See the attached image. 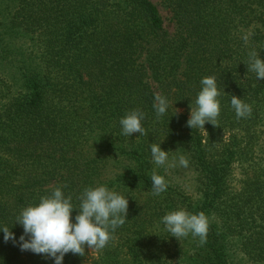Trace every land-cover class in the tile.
Here are the masks:
<instances>
[{
    "label": "trees",
    "instance_id": "obj_1",
    "mask_svg": "<svg viewBox=\"0 0 264 264\" xmlns=\"http://www.w3.org/2000/svg\"><path fill=\"white\" fill-rule=\"evenodd\" d=\"M160 1L171 34L150 0H2L0 225L55 186L78 205L84 187L105 184L128 198L127 220L103 249L69 252L63 264H238L237 251L264 264V80L247 70L250 50L264 60V0ZM210 75L218 126L191 129ZM155 94L174 104L162 117ZM230 95L251 115L238 119ZM137 108L145 134L122 135L120 118ZM160 142L168 164L157 167L150 146ZM180 155L187 167L172 163ZM154 169L168 185L158 196ZM177 208L206 215L205 243L169 236L160 219ZM0 264L52 261L0 233Z\"/></svg>",
    "mask_w": 264,
    "mask_h": 264
},
{
    "label": "clouds",
    "instance_id": "obj_2",
    "mask_svg": "<svg viewBox=\"0 0 264 264\" xmlns=\"http://www.w3.org/2000/svg\"><path fill=\"white\" fill-rule=\"evenodd\" d=\"M247 70L255 73L256 80H264V60L258 51L248 52ZM200 89L192 101L187 126L203 128L205 123H214L220 114L217 78L214 75L200 79ZM230 105L238 119L251 115V105L241 97L230 95ZM169 99L162 94L154 95L153 110L157 117L164 116L169 107H173ZM177 111V110H176ZM144 113L140 109H132L119 120L121 134L131 137L133 133L145 134L142 126ZM205 130V129H204ZM162 142V141H161ZM160 143L150 146L152 163L157 167L168 164V152ZM174 152V151H173ZM173 164L187 167L188 160L180 155ZM172 166V165H169ZM151 190L153 195H160L167 190L165 177L155 169L151 174ZM64 186H55L51 191L22 207L15 216L14 224L22 227V234L17 238L11 231L13 227L0 225L5 242L11 240L21 251H30L50 259L52 264H63L66 254L84 255L85 249H103L116 228L127 220L128 198L110 189L105 184L86 186L76 196L78 205H74L71 195H65ZM73 210L77 214L73 217ZM164 229L177 241L179 238L198 237L200 243L206 242L208 219L203 212H190L185 208H177L166 212L160 219Z\"/></svg>",
    "mask_w": 264,
    "mask_h": 264
},
{
    "label": "rangeland",
    "instance_id": "obj_3",
    "mask_svg": "<svg viewBox=\"0 0 264 264\" xmlns=\"http://www.w3.org/2000/svg\"><path fill=\"white\" fill-rule=\"evenodd\" d=\"M153 4L156 5V7L159 10V13L162 17L163 23H164V27L166 29V31L168 33H173V29H174V25L173 22L171 20V14L169 12V10L161 3L160 0H150ZM2 2V0H0V3ZM264 130V127H263ZM263 145H264V141H262ZM263 155V154H262ZM234 176H235V180H233V182L231 183L232 187H234L235 189H237L239 187V184L237 182V180L239 179V172L236 169L234 171ZM184 184H188V180L184 179L183 180ZM236 262L238 264H258V263H254L250 260H247L244 256H242L238 251L236 254V258H235Z\"/></svg>",
    "mask_w": 264,
    "mask_h": 264
}]
</instances>
